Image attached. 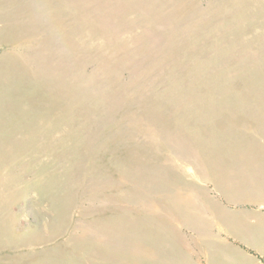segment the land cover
Instances as JSON below:
<instances>
[{
	"label": "rangeland",
	"instance_id": "1",
	"mask_svg": "<svg viewBox=\"0 0 264 264\" xmlns=\"http://www.w3.org/2000/svg\"><path fill=\"white\" fill-rule=\"evenodd\" d=\"M0 264H264V0H0Z\"/></svg>",
	"mask_w": 264,
	"mask_h": 264
}]
</instances>
